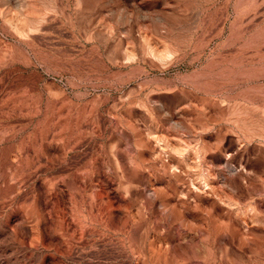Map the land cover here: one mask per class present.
I'll use <instances>...</instances> for the list:
<instances>
[{"label":"rangeland","instance_id":"374dc122","mask_svg":"<svg viewBox=\"0 0 264 264\" xmlns=\"http://www.w3.org/2000/svg\"><path fill=\"white\" fill-rule=\"evenodd\" d=\"M0 264H264V0H0Z\"/></svg>","mask_w":264,"mask_h":264}]
</instances>
